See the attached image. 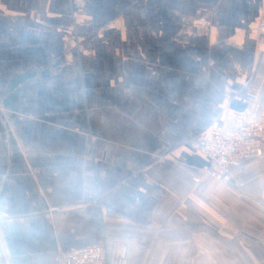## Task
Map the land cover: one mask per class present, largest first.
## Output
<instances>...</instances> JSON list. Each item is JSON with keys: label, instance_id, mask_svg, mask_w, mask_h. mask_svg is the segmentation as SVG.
Wrapping results in <instances>:
<instances>
[{"label": "crops", "instance_id": "obj_1", "mask_svg": "<svg viewBox=\"0 0 264 264\" xmlns=\"http://www.w3.org/2000/svg\"><path fill=\"white\" fill-rule=\"evenodd\" d=\"M263 23L264 0H0V264H264V159L224 183L203 152L264 112Z\"/></svg>", "mask_w": 264, "mask_h": 264}, {"label": "built area", "instance_id": "obj_2", "mask_svg": "<svg viewBox=\"0 0 264 264\" xmlns=\"http://www.w3.org/2000/svg\"><path fill=\"white\" fill-rule=\"evenodd\" d=\"M264 43V23L258 31ZM203 152L207 158L204 172L211 178L228 182L230 169L251 159H264V112L231 114L226 124L209 133ZM57 264H108L103 246L61 253ZM118 264H126L121 259Z\"/></svg>", "mask_w": 264, "mask_h": 264}, {"label": "water", "instance_id": "obj_3", "mask_svg": "<svg viewBox=\"0 0 264 264\" xmlns=\"http://www.w3.org/2000/svg\"><path fill=\"white\" fill-rule=\"evenodd\" d=\"M33 77V74H27L25 75V78H31ZM19 81L18 80H15L13 81L12 83V87H11V95L9 97L6 98V100L3 102V105L5 107H9L10 105H14L19 96H20V90L18 89L19 87Z\"/></svg>", "mask_w": 264, "mask_h": 264}]
</instances>
